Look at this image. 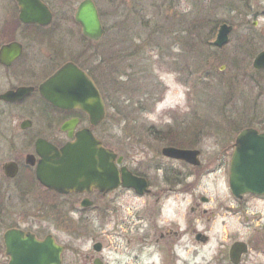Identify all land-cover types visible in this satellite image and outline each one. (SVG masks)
I'll list each match as a JSON object with an SVG mask.
<instances>
[{
	"label": "flooded vegetation",
	"instance_id": "1",
	"mask_svg": "<svg viewBox=\"0 0 264 264\" xmlns=\"http://www.w3.org/2000/svg\"><path fill=\"white\" fill-rule=\"evenodd\" d=\"M52 1L40 0L52 15L48 25L25 22L18 0L3 3L9 13L4 15L0 27V116H7L10 110L22 114L25 119L13 140L8 142L14 152L4 161L5 149L0 142V228L4 230L0 239L2 264L11 262L7 238L10 231L22 234L20 239L53 240L61 248V264H66L74 216L79 228H86L91 222L96 223L101 232L103 242L93 244V250L100 256L87 255L86 260L90 264H95L96 260L109 264L101 255L107 248L104 239L111 232L105 230L110 225H114L117 231L134 229L138 235L135 243L142 251L134 258L137 260L143 254L146 264H264V195H236L231 188V161L237 137L233 143L225 145L217 141L207 153L204 135L209 134L212 125L192 123L180 131L172 130L173 126L164 127L166 130L151 126L149 132L153 140L147 143L144 174H141L113 145L114 141L111 143V140L96 134V128L101 125L92 127L86 113L80 109L56 108L43 98L41 86L68 64L77 66L96 84L92 71L86 67V43L98 41L86 37L79 24L82 35L80 30L72 32L69 27L57 24L59 17ZM94 4L104 26L102 14ZM197 7L194 5L193 8ZM61 16L64 20L67 18L64 22L71 25L69 12ZM178 17L180 54L175 61L181 65L185 57L187 61L190 58L184 51L194 52L202 41L200 37L212 23L200 9L192 12L181 10ZM224 24L227 23L217 27L215 23L216 27L211 29L209 34L215 37V41ZM252 25L253 28L256 26ZM244 36L246 33L239 38ZM214 42L211 46L216 50L225 47H217ZM71 46L76 50L72 51ZM160 58L167 61V56L161 55ZM195 69L196 62H193L190 65L191 76ZM254 71L256 74L264 73V70ZM210 75V72L206 73V76ZM187 83L193 81L188 80ZM4 86L8 88L2 90ZM20 88L33 91L16 102L1 99L6 93ZM140 101H145V98ZM73 121L76 123L71 138L70 131H64L63 127ZM85 129L92 131L104 149L117 155L114 165L119 172L118 187L108 191L92 187L63 194L45 186L38 178L41 162L37 152L38 141L43 139L61 149L75 141L76 134ZM155 142L161 145L159 151L152 149ZM166 148L197 151L200 164L167 157L163 154ZM123 169L145 179L147 187L143 195L123 185ZM210 178L212 187L206 188L209 191L202 188L201 192L200 188L206 187L204 182ZM128 196L143 200V214L130 210V204L124 202ZM45 213L52 215V219L41 221L40 215ZM121 233L116 232V235Z\"/></svg>",
	"mask_w": 264,
	"mask_h": 264
},
{
	"label": "rangeland",
	"instance_id": "2",
	"mask_svg": "<svg viewBox=\"0 0 264 264\" xmlns=\"http://www.w3.org/2000/svg\"><path fill=\"white\" fill-rule=\"evenodd\" d=\"M82 1H52L59 17L57 24L69 27L72 32L80 30V35L81 28L74 16ZM93 1L102 14L106 34L98 42L87 41L86 67L92 71L97 86L112 104L111 109L107 107L105 123L95 131L99 137H104V131L107 130L112 138L105 140H111V143L114 141L113 145L141 174H144L145 151L149 147L147 143L153 140V135L149 132L151 126L158 130L173 126L172 130L180 131L192 123L212 125L209 134L204 135L207 153L217 141L222 142V145L233 143L242 130L253 128L262 132L264 83L257 84L255 80L264 78V73L257 75L252 64L255 56L264 51V0H209L207 3L204 0ZM246 1L249 2L248 7ZM4 2L7 4L8 0H0V27L4 15L9 13L7 5L3 6ZM194 5L198 7L193 8ZM197 9H200L212 26L206 28L202 38L200 37L201 44L196 46L194 52L184 51L189 55V60L185 57L183 64L178 65L175 61L180 54L178 16L181 10L192 12ZM64 12L71 14V25L64 22L67 20L61 16ZM215 23L217 27L222 23L234 26L230 42L222 50L211 46L215 37L209 33L216 27ZM255 23L257 24L253 28L252 24ZM243 33L253 34L252 43L257 45L258 52L250 57L249 64L241 60L238 70L229 65V58L238 56V38ZM71 50L76 49L71 46ZM239 51L237 50L238 53ZM161 55L167 56V61L161 60ZM239 58L244 59V56ZM193 62H196L197 69L191 76L190 65ZM207 72L211 75L206 76ZM244 74L253 83L244 81ZM189 76L191 77L186 79ZM188 80L193 83H187ZM6 88L8 86H4L2 90ZM144 98L140 107L138 101ZM7 113V116H0V142L5 149L3 161L14 152L8 142L13 140L17 130H20V123L25 119L18 112L8 110ZM160 148L159 143L152 144L154 151H159ZM211 178L204 182L207 185L200 188L201 192L202 188L212 187ZM126 198L124 202L130 204L132 212L140 211L139 215L143 214V200H136L132 196ZM51 216L49 213L42 214L40 220H51ZM73 218L66 264H90L86 260L87 255L100 256L93 250V244L103 242L101 232L96 223L91 222L87 223L86 228H79L76 217ZM3 231L0 228V239ZM105 231L111 232L104 239L107 248L101 255L107 263L146 264L143 254L137 260L134 258L142 251L135 243L138 235L132 227L117 231L114 225H110ZM116 232L122 233L117 236ZM154 260L155 257L152 261Z\"/></svg>",
	"mask_w": 264,
	"mask_h": 264
},
{
	"label": "water",
	"instance_id": "3",
	"mask_svg": "<svg viewBox=\"0 0 264 264\" xmlns=\"http://www.w3.org/2000/svg\"><path fill=\"white\" fill-rule=\"evenodd\" d=\"M22 8V18L27 23L48 25L52 15L40 0H18ZM33 18L27 19L31 16ZM76 22L81 26L83 34L91 40L99 41L105 34L97 8L92 0H84L78 7ZM257 23H255L256 25ZM233 27L224 24L220 27L214 44L223 47L229 42ZM255 70H264V51L260 52L253 62ZM31 88H20L8 92L1 97L7 102L20 101L29 95ZM41 94L54 107L60 109H80L89 116L92 126H99L106 117V106L103 98L89 76L77 66L68 64L60 69L40 88ZM76 122L64 125L63 130L70 131ZM37 152L41 157L38 178L41 182L59 192L84 191L92 187L108 191L118 187L119 172L114 165L117 157L110 150L101 146L90 129L78 132L75 141L61 149L40 139ZM163 154L167 157L200 164L199 152L166 148ZM122 158L119 159L121 162ZM231 188L236 195L251 193L264 195V133L249 128L237 136L235 151L231 161ZM124 186L133 188L143 195L147 183L145 179L134 176L123 169ZM23 235L18 231H10L7 235L10 264H61V248L53 240L45 242L20 239ZM97 250H99L96 247ZM95 264H102L99 260Z\"/></svg>",
	"mask_w": 264,
	"mask_h": 264
},
{
	"label": "trees",
	"instance_id": "4",
	"mask_svg": "<svg viewBox=\"0 0 264 264\" xmlns=\"http://www.w3.org/2000/svg\"><path fill=\"white\" fill-rule=\"evenodd\" d=\"M247 2L248 1H246V3ZM248 5H249V2L247 3V7H248ZM245 6H246V4H245ZM202 21L203 20H201V22ZM252 35H253L252 33H249V34H246V36H244L242 38H238V45H239L238 47H239L240 51H239V49H237L239 51V53L237 52V50H236V53L238 54V56H239V54H240V56H244V59L243 58H239L240 56L239 57L238 56H231L229 58V65L230 66L236 68L240 64L241 60H242L243 63H244V61H246L245 64H248L249 60H250V57L254 56V54H256L258 52L257 45L252 43V40H253V36ZM200 44H201V41H200ZM239 68L240 67H237L236 69L239 70ZM257 75H261V74L257 73ZM246 77H247L246 74H244V81H249L250 83H253V81L250 78L247 79ZM255 81H256L255 83H257V84L264 83V78L262 77L259 80H255ZM101 93H102V91H101ZM102 95H103V98H104V100L106 102L107 107L109 109H111V105L112 104H111L110 100L108 99V97H106V94L102 93ZM141 102L142 101H138V104H139L140 107H142V105H143V104H141ZM154 103H157V102L155 101ZM261 129H262L261 131L264 132V128H261ZM104 132L106 133V135L104 133V135H105L104 137L106 139L107 138H109V139L112 138V136L107 132V130L104 131Z\"/></svg>",
	"mask_w": 264,
	"mask_h": 264
}]
</instances>
